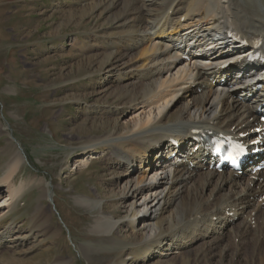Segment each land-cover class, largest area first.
<instances>
[{"label":"bare ground","instance_id":"1","mask_svg":"<svg viewBox=\"0 0 264 264\" xmlns=\"http://www.w3.org/2000/svg\"><path fill=\"white\" fill-rule=\"evenodd\" d=\"M92 9L105 22L101 25L112 24V28L93 38L100 52L87 57L95 60L91 72L104 73L103 79L115 74L118 85L99 84L93 93L96 104L103 107H96L101 108L96 111L87 105L85 111L108 123V115L116 116L112 120L115 127L90 138L85 156L74 166L76 171L87 168L89 160L106 147L102 162L114 169L124 168L122 176L126 177L120 180V187L109 191L125 210L124 217L115 220L102 212L94 230L105 235L104 242L130 247L128 252L141 264H150L155 257L151 251L164 247L166 251L171 247L182 250L195 243L200 244L196 253L181 254L178 264H208L215 257L219 264H264V172L248 180L245 193L236 192V172L225 174L211 168L209 149L200 142L203 134L227 136L249 144L248 169L261 164L256 147L250 143L264 137V126L257 118L260 103L255 96L247 102L253 92L238 91L234 78L225 79L237 66L216 67L215 61L245 55L236 39L264 46V0H98ZM204 40L221 41L228 48L216 58L200 59L203 53L199 45ZM245 64L242 61L238 67ZM23 161L20 148L6 163L0 179L4 188L0 193V222L16 211L30 183L40 186V199H49L48 193H53L41 179L16 186L14 177ZM138 171L141 176L135 179L132 175ZM223 186L230 189L228 196H219ZM76 202L99 206L90 197ZM43 206L40 203L36 207L27 234L20 233L22 227L16 232L13 223L0 227V248L11 249L5 252L12 257L8 264L23 254L21 249L32 235L55 236ZM243 206L252 211L250 220L247 218L250 222L235 232L231 223L223 221L231 220L226 214ZM167 209L170 218L162 216ZM220 212L224 217L214 219ZM124 220L128 233L119 240L118 228ZM254 220L257 227L252 230ZM219 229L229 240L223 253L215 252L219 238L213 236ZM206 239L209 243L202 244ZM4 242L8 244L3 246ZM169 255L171 252L158 254L166 260L157 264L174 263Z\"/></svg>","mask_w":264,"mask_h":264},{"label":"rangeland","instance_id":"2","mask_svg":"<svg viewBox=\"0 0 264 264\" xmlns=\"http://www.w3.org/2000/svg\"><path fill=\"white\" fill-rule=\"evenodd\" d=\"M95 1L98 0H0V179L10 156L21 148L24 161L14 177L16 186L41 179L53 190L48 193L53 200L40 199V186L30 183L17 202L16 211L3 219L0 227L13 223L16 232L22 227L20 233L27 234L36 207L43 203L49 230L55 233V236L36 238L32 235L21 249L23 254L13 257L12 264H141L128 252L130 247L125 249L120 244L104 242L105 235L93 228L102 212L113 215L115 220L124 217L125 210L115 196H109V191L122 185L120 180L126 178L122 176L125 169H114L102 162L106 147L89 160L87 168L76 171L74 166L75 161L85 156L90 138L115 127L112 120L116 116L108 115L109 124L105 118H95L85 111L87 105L96 111L101 109L96 107H103L96 104L98 99L93 93L99 84L118 85L114 83L115 74L106 79H103L104 73L93 74L95 60H87L100 52V46L94 45V36L99 37L112 28V24L101 25L105 22L92 9ZM78 61L84 62L83 65H75ZM263 146L259 150L261 154L257 153L261 164H264ZM258 157L256 162L260 160ZM258 173L238 174L234 190L245 193L248 177ZM134 175L135 179L141 176L139 171ZM2 187L0 193L4 190ZM229 190L223 186L219 196H228ZM83 197H90L99 206L79 205L76 201ZM250 211L247 206L236 208V216L227 214L232 219L223 223H231L236 232L250 222L247 220H250ZM224 214L220 212L213 218L222 219ZM162 216L170 218V210ZM125 224L126 220L120 223L116 239L128 233ZM254 224L255 220L251 221L252 230L257 227ZM222 232L219 229L213 236L219 238L216 253L225 251L228 239ZM206 242L209 239L202 244ZM7 244L4 242L3 246ZM199 245L195 243L182 250L171 247L166 251L164 247L154 250L156 253L151 251L155 257L150 264L165 261L158 254L167 252L172 254L167 258L174 261L170 264H175L182 258L181 254L193 256ZM9 250L0 248V255L4 252L0 264H8L12 258L5 253ZM208 264H219V260L212 258Z\"/></svg>","mask_w":264,"mask_h":264}]
</instances>
